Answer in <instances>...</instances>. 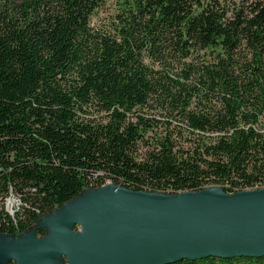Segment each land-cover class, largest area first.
Masks as SVG:
<instances>
[{"label": "trees", "instance_id": "1", "mask_svg": "<svg viewBox=\"0 0 264 264\" xmlns=\"http://www.w3.org/2000/svg\"><path fill=\"white\" fill-rule=\"evenodd\" d=\"M108 182L264 188V0H0V236Z\"/></svg>", "mask_w": 264, "mask_h": 264}, {"label": "water", "instance_id": "2", "mask_svg": "<svg viewBox=\"0 0 264 264\" xmlns=\"http://www.w3.org/2000/svg\"><path fill=\"white\" fill-rule=\"evenodd\" d=\"M114 187L129 198L122 194L88 214L74 213L72 226L81 223V231H73L72 226L58 228L43 238H52L43 246L30 248L20 258L2 256L0 264H21L35 256H44L47 264H53L54 255L63 254L68 264H169L208 256H264V188L228 194L212 186L167 195ZM209 190L222 198L219 190L234 198L249 194L250 200L224 209L206 196ZM140 195L160 199H140Z\"/></svg>", "mask_w": 264, "mask_h": 264}, {"label": "bare ground", "instance_id": "3", "mask_svg": "<svg viewBox=\"0 0 264 264\" xmlns=\"http://www.w3.org/2000/svg\"><path fill=\"white\" fill-rule=\"evenodd\" d=\"M124 192L117 190L114 186H105L100 188L98 191H95L90 195H87L81 199L76 201H72L68 203L62 210L56 211L51 213L50 215H46L44 220L50 224L51 226V234L57 233L59 230L58 228H70L73 224L72 216H74L76 212L80 211V215L88 214L92 210L96 208L104 207L105 203H110L116 197L119 198ZM206 196L215 199L211 201L224 209H234L236 207L242 206L246 204L250 199L249 194H242V196L238 197H228L225 196L220 190L219 194L223 195L222 197L213 196L212 193L214 191L209 190L204 192ZM218 193V192H217ZM124 198H129L127 195H122ZM184 197H187L184 195ZM241 197V198H239ZM140 199L148 198L149 200L158 201L160 197L155 196H145L140 195ZM217 200V201H216ZM67 230V229H66ZM52 238L46 239H38V240H31L27 236H13L7 237V235L0 236V258L5 255H15L17 258L22 257L23 254L27 253L30 248L32 247H41L47 243V241L51 240ZM58 255H54L53 264H56V258ZM21 264H47L48 260L44 256H35L29 260L20 261Z\"/></svg>", "mask_w": 264, "mask_h": 264}, {"label": "rangeland", "instance_id": "4", "mask_svg": "<svg viewBox=\"0 0 264 264\" xmlns=\"http://www.w3.org/2000/svg\"><path fill=\"white\" fill-rule=\"evenodd\" d=\"M114 186L115 184H113L112 182H108L106 185H104L103 187L105 186ZM212 187V186H211ZM102 188V187H100ZM100 188H89V189H85L78 197H76L75 199L71 200L70 202L72 201H76L78 199H81L87 195H90L95 192V191H98ZM256 189V188H255ZM246 190H250V189H246ZM68 202V203H70ZM68 203H65L64 205H61L59 207H57L55 210L51 211L50 213L46 214V215H50L51 213H54L56 211H60L63 209V207H65ZM17 204V198L16 197H13L11 199L8 200V208L10 211H13L15 209V206ZM46 215H43L41 217V220L35 225L33 226L32 228H30L25 234L24 233H21V234H18V235H8L7 234V237H13V236H17V237H21V236H27L29 239L31 240H38V239H42L46 236H49L51 234V226L44 220V217ZM73 227V231L75 232H79L82 230V225L81 223H74V225L72 226ZM39 228H43L42 230L44 231V235H38L39 231L38 229ZM2 236V235H1ZM56 264H68V259H67V256L66 254H63V255H60L56 258Z\"/></svg>", "mask_w": 264, "mask_h": 264}]
</instances>
